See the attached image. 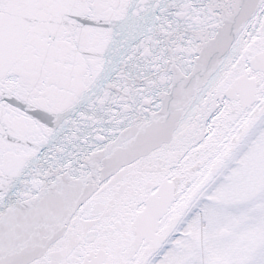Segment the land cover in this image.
<instances>
[{
    "label": "snow or ice",
    "instance_id": "snow-or-ice-1",
    "mask_svg": "<svg viewBox=\"0 0 264 264\" xmlns=\"http://www.w3.org/2000/svg\"><path fill=\"white\" fill-rule=\"evenodd\" d=\"M0 264H264V0H0Z\"/></svg>",
    "mask_w": 264,
    "mask_h": 264
}]
</instances>
